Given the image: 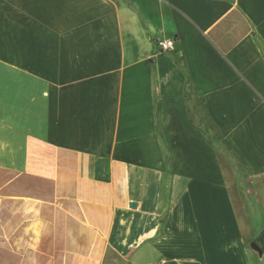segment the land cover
I'll use <instances>...</instances> for the list:
<instances>
[{
  "label": "crops",
  "instance_id": "1",
  "mask_svg": "<svg viewBox=\"0 0 264 264\" xmlns=\"http://www.w3.org/2000/svg\"><path fill=\"white\" fill-rule=\"evenodd\" d=\"M161 260L264 264V0H0V264Z\"/></svg>",
  "mask_w": 264,
  "mask_h": 264
},
{
  "label": "built area",
  "instance_id": "2",
  "mask_svg": "<svg viewBox=\"0 0 264 264\" xmlns=\"http://www.w3.org/2000/svg\"><path fill=\"white\" fill-rule=\"evenodd\" d=\"M158 46L161 52H171L175 48V41L173 39L159 40ZM166 260H161L156 264H166Z\"/></svg>",
  "mask_w": 264,
  "mask_h": 264
},
{
  "label": "water",
  "instance_id": "3",
  "mask_svg": "<svg viewBox=\"0 0 264 264\" xmlns=\"http://www.w3.org/2000/svg\"><path fill=\"white\" fill-rule=\"evenodd\" d=\"M130 205H131V207H135V205H136V204H134V203H131Z\"/></svg>",
  "mask_w": 264,
  "mask_h": 264
}]
</instances>
